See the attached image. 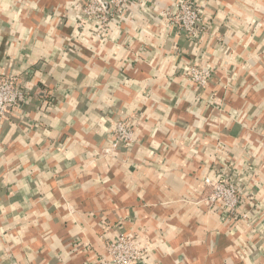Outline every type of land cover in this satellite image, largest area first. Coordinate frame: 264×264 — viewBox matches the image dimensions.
I'll list each match as a JSON object with an SVG mask.
<instances>
[{
    "label": "crops",
    "instance_id": "0c3cea01",
    "mask_svg": "<svg viewBox=\"0 0 264 264\" xmlns=\"http://www.w3.org/2000/svg\"><path fill=\"white\" fill-rule=\"evenodd\" d=\"M85 1L0 0V75L23 92L0 120V264H102L123 232L149 245L141 264H264V0H195L194 40L173 0L104 32ZM191 61L208 83L187 81ZM123 120L133 142L115 146ZM223 165L246 220L208 203Z\"/></svg>",
    "mask_w": 264,
    "mask_h": 264
},
{
    "label": "built area",
    "instance_id": "2783aa9c",
    "mask_svg": "<svg viewBox=\"0 0 264 264\" xmlns=\"http://www.w3.org/2000/svg\"><path fill=\"white\" fill-rule=\"evenodd\" d=\"M138 0H88L83 6V15L98 23L102 32L112 21L122 19L129 6ZM168 15L169 24L176 32L190 39H196L203 29V11L195 0H173L164 12ZM210 66L189 62L186 68V79L191 84L205 85L212 76ZM16 75H0V120L6 119L22 100L23 92L16 85ZM113 144L130 145L133 142L134 129L125 120L116 122L113 128ZM227 165L215 169L216 176L203 177L204 187L208 189L207 200L214 211L223 219L246 220L248 212L243 209L244 193L238 188V178L232 176V169ZM109 259H102V264H141L149 254V245L137 240L133 234L123 232L116 238L104 243Z\"/></svg>",
    "mask_w": 264,
    "mask_h": 264
}]
</instances>
